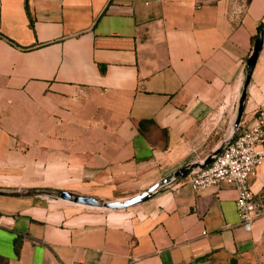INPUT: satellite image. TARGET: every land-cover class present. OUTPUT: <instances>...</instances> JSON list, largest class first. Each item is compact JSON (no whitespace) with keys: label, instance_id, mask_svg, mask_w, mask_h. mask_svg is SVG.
Returning <instances> with one entry per match:
<instances>
[{"label":"crops","instance_id":"obj_1","mask_svg":"<svg viewBox=\"0 0 264 264\" xmlns=\"http://www.w3.org/2000/svg\"><path fill=\"white\" fill-rule=\"evenodd\" d=\"M263 22L264 0H0V188L123 200L205 159ZM262 108L264 46L242 125ZM190 175L119 211L0 196V264H264V162L252 230Z\"/></svg>","mask_w":264,"mask_h":264},{"label":"built area","instance_id":"obj_2","mask_svg":"<svg viewBox=\"0 0 264 264\" xmlns=\"http://www.w3.org/2000/svg\"><path fill=\"white\" fill-rule=\"evenodd\" d=\"M263 162L264 108L257 111L252 125L244 126L241 122L235 138L211 165L192 171L189 182L194 191H203L223 183L232 184L237 192L236 204L242 224L247 230H252L258 213L249 179Z\"/></svg>","mask_w":264,"mask_h":264},{"label":"water","instance_id":"obj_3","mask_svg":"<svg viewBox=\"0 0 264 264\" xmlns=\"http://www.w3.org/2000/svg\"><path fill=\"white\" fill-rule=\"evenodd\" d=\"M264 46V26L260 31L259 37L256 39L253 47V51L247 61L245 69V77L243 81V87L237 102L236 115L233 119L230 132H228L227 137L213 150L205 159L201 161L191 162L185 166L179 168L175 172L165 176L160 179L144 191L123 200H106L94 196L78 194L71 191L55 189V188H0V196L2 197H25V196H39L50 200L64 201L70 204L102 209V210H123L135 205H138L155 194L160 192L165 186L170 184L173 180L184 179L192 171L201 168L204 169L211 165L215 158L223 151V149L228 145L237 135L241 120L245 111L247 93L250 86L251 78L255 69V66L259 60L261 51ZM199 264H211L209 260L199 263Z\"/></svg>","mask_w":264,"mask_h":264},{"label":"trees","instance_id":"obj_4","mask_svg":"<svg viewBox=\"0 0 264 264\" xmlns=\"http://www.w3.org/2000/svg\"><path fill=\"white\" fill-rule=\"evenodd\" d=\"M264 26V22L261 23V25L259 26V30ZM153 125V122L150 121V120H144V121H141L140 122V125H139V130L141 131L142 134L144 135H152L153 132H146L149 127H151ZM16 244H17V250H19L18 248V241H16Z\"/></svg>","mask_w":264,"mask_h":264},{"label":"rangeland","instance_id":"obj_5","mask_svg":"<svg viewBox=\"0 0 264 264\" xmlns=\"http://www.w3.org/2000/svg\"><path fill=\"white\" fill-rule=\"evenodd\" d=\"M236 109H237V105L234 109V116L236 115ZM233 121L234 120H232L231 122H229V121L223 122L222 121V123L225 125V127H227L225 132H230ZM177 165H178V163H175L173 166L176 167ZM109 195H111V194H109ZM115 197H117V196L115 195ZM115 197L113 196V194L111 196H106V197L105 196H98V198L106 199V200H116V199H114ZM109 211H112V210H109ZM113 211H119V210H113Z\"/></svg>","mask_w":264,"mask_h":264}]
</instances>
